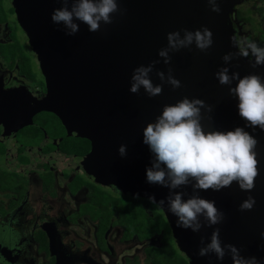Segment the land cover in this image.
Instances as JSON below:
<instances>
[{"label": "water", "instance_id": "95a60500", "mask_svg": "<svg viewBox=\"0 0 264 264\" xmlns=\"http://www.w3.org/2000/svg\"><path fill=\"white\" fill-rule=\"evenodd\" d=\"M241 1L218 0L222 11L216 13L207 0H118L120 9L126 11L114 13L112 24H102L100 31L90 32L88 25L77 21L80 30L69 36L62 24L52 21L53 11L63 7L62 3L16 0L20 25L50 90V113L62 129L53 161L68 168L75 165L94 181L113 184L125 194L147 199L155 196L157 202L164 199V206L159 207L190 264H233L231 256L220 261L215 254L198 255L201 238L205 245L209 243L217 227L223 244H233L243 256H256L264 264V130L245 127L238 98L229 94V87H235L238 81L228 86L216 78L222 67H229V74L239 72L241 78L253 73L264 78V65L253 68L250 58H234L228 64L222 59L238 51L230 38L236 35L232 14ZM203 27L213 32L214 43L206 52L193 44L170 52L171 64L164 63L158 53L168 46V33L181 31L183 35V29ZM153 61H159L150 74L154 84L161 83L156 73L164 71L167 75L171 67L182 86L173 89L165 83L162 95L151 98L143 88L138 94L132 93L134 69ZM184 97L199 98L212 106L211 113L202 109L205 131H229L240 126L259 141L256 151L260 174L253 190H241L233 182L218 192L199 191L202 198L215 200L226 214L222 224L205 226L199 233L176 226L178 218L169 211L166 200L170 189L148 183L146 175L153 154L143 143V130L155 122L165 105ZM121 145L127 146L125 157L119 154ZM175 191L185 192V200L194 194L191 184ZM250 195L256 205L250 211H240L241 203Z\"/></svg>", "mask_w": 264, "mask_h": 264}, {"label": "flooded vegetation", "instance_id": "af4514ba", "mask_svg": "<svg viewBox=\"0 0 264 264\" xmlns=\"http://www.w3.org/2000/svg\"><path fill=\"white\" fill-rule=\"evenodd\" d=\"M50 96L16 0H0V264H190L175 257L173 231L125 235L118 221L127 194L53 161L62 129Z\"/></svg>", "mask_w": 264, "mask_h": 264}, {"label": "clouds", "instance_id": "9594fccd", "mask_svg": "<svg viewBox=\"0 0 264 264\" xmlns=\"http://www.w3.org/2000/svg\"><path fill=\"white\" fill-rule=\"evenodd\" d=\"M63 7L53 11L54 24L63 25L66 35H75L80 30V21L88 25L90 32H98L101 25L113 23V14L124 11L119 7L118 0H57ZM211 10L220 13L222 9L218 0H207ZM71 4V7H69ZM170 32L167 35L168 46L162 48L158 55L164 58L165 64H171L170 52L190 48L193 44L201 50L207 51L214 43L213 32L207 28L191 31L183 29ZM231 42L238 48L235 53L223 56L225 64L234 58L244 57L253 60L252 67L264 65V47H259L256 42L233 35ZM254 58V59H253ZM141 65L134 69L130 91L138 94L143 88L148 96L162 95L164 84H170L173 89L182 86L181 81L174 77L173 69L169 67L167 75L164 71L156 74L161 83L154 84L150 74L155 65ZM230 73L229 67H222L216 78L221 85L231 86L233 81H238L235 87H229V94L238 98V110L240 117L245 120V127L264 130V78L258 74H249L241 78L239 72ZM202 109L209 113L212 106L207 105L199 98L190 99L184 97L175 104L165 105L162 114L156 117L155 122L148 123L143 130V143L149 146L153 154L152 166L147 168V182L159 184L170 189L167 196L169 211L178 219L176 226L183 229H191L199 233L205 226L212 227L222 224L226 214L218 209L215 200L202 198L199 191H221L231 187L233 182L238 183L239 188L251 191L255 188L258 178L259 160L256 151L259 141L255 136L245 130V127L237 126L234 130L205 131L202 124ZM121 157L127 155V146L121 145L118 149ZM194 181V183H193ZM194 194L188 199L183 191H175L190 185ZM150 202L163 207L165 200L156 201L155 196L149 197ZM256 205V199L249 196L240 205V211L252 210ZM203 217V222L201 221ZM221 229L215 228L210 242L205 245L201 238L200 257L215 254L218 260L223 261L226 256H231L233 264H261L256 256L246 257L241 250L233 244H223L220 238ZM264 238V233H261Z\"/></svg>", "mask_w": 264, "mask_h": 264}, {"label": "trees", "instance_id": "16d2710c", "mask_svg": "<svg viewBox=\"0 0 264 264\" xmlns=\"http://www.w3.org/2000/svg\"><path fill=\"white\" fill-rule=\"evenodd\" d=\"M235 15L237 20H246V22L249 24L248 26L251 28V33L254 34L256 30H259L257 25L253 24L252 17L250 16V11L245 12L238 10ZM248 39L251 41L254 40L252 35H249ZM259 45L260 47H264L263 35H260ZM49 117L50 119H54V117L51 115H49ZM124 197L126 198V201L122 203L121 206L122 220H119L118 223L122 224L125 227L126 236L131 235L133 232H139L141 236H148L149 234H152L154 232H163L164 236L167 237V234L172 233L173 230L171 228L170 222L168 221L162 209L157 204L151 203L149 199L140 195L127 194L124 195ZM146 202L152 204L151 211H147L145 206H143V204H145Z\"/></svg>", "mask_w": 264, "mask_h": 264}, {"label": "rangeland", "instance_id": "374dc122", "mask_svg": "<svg viewBox=\"0 0 264 264\" xmlns=\"http://www.w3.org/2000/svg\"><path fill=\"white\" fill-rule=\"evenodd\" d=\"M12 0H5V3L8 5L9 2ZM259 0H254V1H247L243 7V11H250V16L252 17L253 20V24L257 25V27L259 28L258 31L254 32L253 38H254V42H256V37L259 33H263L264 34V0H261L260 3H257ZM260 6V10L261 11H257V8ZM232 19H233V26H234V30H235V34L237 37L239 38H245L247 37V35L251 32V28L248 26L249 24L246 22V20L242 19L240 21L235 19V10L232 14ZM252 25V24H251ZM21 40H23L22 36H20ZM257 43V42H256ZM258 45V44H257ZM259 46V45H258ZM260 47V46H259ZM39 67L37 66L36 60L33 58V69L34 72L37 75L40 76L39 73ZM119 193H115V195H118ZM120 195V194H119ZM172 246L175 247L178 251L177 254L175 253V257L180 259V260H184V254L180 251L179 249V245H177V243H172Z\"/></svg>", "mask_w": 264, "mask_h": 264}]
</instances>
